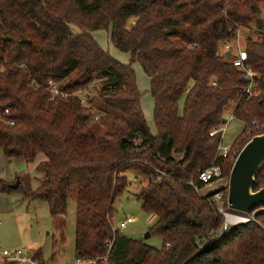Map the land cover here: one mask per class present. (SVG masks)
I'll list each match as a JSON object with an SVG mask.
<instances>
[{
	"label": "trees",
	"instance_id": "16d2710c",
	"mask_svg": "<svg viewBox=\"0 0 264 264\" xmlns=\"http://www.w3.org/2000/svg\"><path fill=\"white\" fill-rule=\"evenodd\" d=\"M263 11L264 0H0V148L28 161L45 155L37 165L45 176L27 192L49 202L63 238L69 201H76V257L104 255L114 240L105 264H264V228L249 220L220 238L226 217L213 193L196 189L204 186L198 173L211 164L229 177L256 135L245 137L253 121L264 123ZM254 22L257 37L244 47L261 93L248 98L243 71L220 43L252 31ZM101 28L111 29L113 44L149 76L157 133L143 112L133 64L95 39ZM51 78L69 94L51 97ZM94 82L100 88L86 94V105L74 92ZM99 102L109 108L103 130L92 123ZM231 106L245 127L224 157L221 134L211 131ZM133 183L142 208L158 217L150 232L163 237L161 247L113 229V204ZM261 187L264 164L255 189ZM0 188L12 190L2 179ZM255 217L264 221V209Z\"/></svg>",
	"mask_w": 264,
	"mask_h": 264
},
{
	"label": "rangeland",
	"instance_id": "374dc122",
	"mask_svg": "<svg viewBox=\"0 0 264 264\" xmlns=\"http://www.w3.org/2000/svg\"><path fill=\"white\" fill-rule=\"evenodd\" d=\"M261 19L264 20V11L262 12ZM70 26L74 32H80L79 26ZM251 28L252 31L246 28L245 31L241 30L243 35L241 36L240 44H245L250 35L257 37V34L255 35L253 32V30L257 29V23L254 22ZM92 33L95 39L104 48L109 50L113 56L124 63L133 64L137 75V84L141 92L143 112L146 115L151 130L157 133V127L154 121L155 100L151 93L150 78L144 72L140 62L134 61L130 52L122 51L113 44L110 38L111 29L101 28ZM225 47L226 44L221 42L220 50L222 53ZM99 88L100 83L94 82L85 91V95L88 93L94 94ZM85 98H87V95ZM184 102L185 97L180 102L181 110L183 109ZM97 105L101 106L98 108L99 118L93 120L92 123L98 126L99 130H103L109 126L108 122L103 118V114L109 108L103 102H99ZM225 126L224 142L225 144H230L231 148H233V141L244 129L245 122L235 117L228 124H225ZM245 137L249 138L250 136L246 134ZM43 157H45L44 154H39L36 160L28 161L20 156H6L0 150V177L10 186L16 185L18 179L21 177V180H24L23 186L20 188L19 186L13 187L11 191H5L0 188V244L7 248H20L29 253L41 251L43 259L53 261L55 264H74L76 261L74 250L76 241V201L74 199H70L69 201L68 210L65 215L66 226L63 238L62 230L55 224L49 202L45 199L35 198L27 192L30 189L37 188L45 176V172L36 167V163ZM228 181L229 177L223 174V178L218 179L213 186L219 184L224 185ZM138 190L139 185L133 183L116 198L113 204V226L117 227L121 220L132 215L135 219L134 222L130 223L122 232L132 238L142 239L152 246L161 247L163 244V237L161 235L154 233L149 237L147 236V233L150 232L151 227L156 223L158 217L156 214L148 213L142 208L143 201L136 195ZM202 192H210L208 186L203 188ZM233 213L236 215L239 214L237 211H233ZM248 216L249 214H247ZM225 217L226 221L219 230V235H223L226 228L229 230V227L243 221L236 218L237 220L235 219L234 222H229L228 217L226 215ZM255 220L264 228L263 220L256 218Z\"/></svg>",
	"mask_w": 264,
	"mask_h": 264
},
{
	"label": "built area",
	"instance_id": "2783aa9c",
	"mask_svg": "<svg viewBox=\"0 0 264 264\" xmlns=\"http://www.w3.org/2000/svg\"><path fill=\"white\" fill-rule=\"evenodd\" d=\"M243 33L238 30L236 35L233 38L227 39L225 41L226 47L223 51V53L230 52V60L231 62L236 65L239 69L243 71V77L247 81L246 85L244 86L243 90L245 95L250 98L252 96H257L261 93V88L259 86V72L253 68L250 64H248L247 60L249 58L248 51L244 47V44H240V39ZM234 47V50H233ZM1 69V66H0ZM212 85H217L216 80H212ZM47 89L51 93V97H56L59 95L67 96L69 92L62 89L60 82L54 78L49 79L47 84ZM75 95H78L81 97L82 102L86 105L87 98L85 95V90L80 89L74 92ZM6 112H10V109L7 108ZM226 118L227 122L225 124H228L230 120L234 119L236 117L234 113V106H231L226 111ZM98 119V117H96ZM11 124H15L16 122L14 120L10 121ZM255 124V127L252 129H249L247 131V135L252 137L253 134L261 133L264 129V123H257V119L253 121ZM224 123H222L220 126L215 127L211 131V135H217L221 134V142H220V155L224 157H228L231 153V145L225 144L224 142V135H225V126ZM223 178V168L221 165L217 164H211L210 166L202 169L198 173V179L200 182L204 183L203 187H198L195 184L194 179L190 181L192 185L196 186V189L202 193H213V201L216 203L218 210L225 214L230 221H233L237 218V215L233 213V211L229 208L228 204V197L226 198L224 193V188L228 185L229 181L222 185L219 184L217 186H213V184L218 181V179ZM208 186L210 192L203 193L202 190ZM264 207H261L260 209L256 210L255 212L249 213V216L245 218V221L249 220H255V215L258 211L263 210ZM252 216H251V215ZM134 217L132 215L127 216L125 219L121 220L117 227L113 226L114 230H119L122 232L123 229H125L130 223L134 222ZM207 237L199 238L198 244L203 247V245L207 242ZM114 243V240H110L108 243V251L106 254L101 256H94V257H76V261L74 264H105L108 262V256L109 251L111 250V247ZM0 261H7L10 263V261H14V264H55L53 261H48L45 259H42L35 255V253H29L26 252L23 249L20 248H7L3 247L0 244Z\"/></svg>",
	"mask_w": 264,
	"mask_h": 264
},
{
	"label": "water",
	"instance_id": "95a60500",
	"mask_svg": "<svg viewBox=\"0 0 264 264\" xmlns=\"http://www.w3.org/2000/svg\"><path fill=\"white\" fill-rule=\"evenodd\" d=\"M226 55L229 57L230 52ZM226 122L227 118H224L222 123ZM263 164L264 132L254 135L245 144L231 169L228 183V204L231 210L249 214L264 207V187L255 189L257 175ZM20 183L21 180L18 179L17 184L12 187H18ZM227 230L228 228L220 238L225 236ZM150 235L151 232H148L147 236ZM9 264H14V261Z\"/></svg>",
	"mask_w": 264,
	"mask_h": 264
},
{
	"label": "bare ground",
	"instance_id": "6f19581e",
	"mask_svg": "<svg viewBox=\"0 0 264 264\" xmlns=\"http://www.w3.org/2000/svg\"><path fill=\"white\" fill-rule=\"evenodd\" d=\"M245 218H247V214H246V213H241V212H239V214L237 215V219L240 220V221L243 220L242 222L245 221V220H244ZM237 219H236V220H237ZM229 222H230V220H229Z\"/></svg>",
	"mask_w": 264,
	"mask_h": 264
},
{
	"label": "crops",
	"instance_id": "0c3cea01",
	"mask_svg": "<svg viewBox=\"0 0 264 264\" xmlns=\"http://www.w3.org/2000/svg\"><path fill=\"white\" fill-rule=\"evenodd\" d=\"M230 55H231V54H230ZM229 57H230V56H229ZM0 150L3 151L1 148H0ZM3 153H4V152H3ZM44 158H45V157L41 158V160H43ZM41 160H40V161H41ZM37 165H38V162L36 163V167H37ZM20 177H21V176H20ZM20 177H19V178H20ZM21 178H22V177H21ZM21 178H20V180H21ZM0 179H2V178L0 177ZM2 180H3V179H2ZM3 181H4V180H3ZM23 181H24V180H23ZM23 181L21 180V183H22ZM12 188H13V187H12ZM74 250H75V248H74Z\"/></svg>",
	"mask_w": 264,
	"mask_h": 264
}]
</instances>
